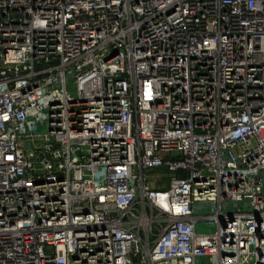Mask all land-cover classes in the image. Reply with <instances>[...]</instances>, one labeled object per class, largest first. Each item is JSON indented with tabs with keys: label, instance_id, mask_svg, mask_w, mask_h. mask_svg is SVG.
I'll return each instance as SVG.
<instances>
[{
	"label": "built area",
	"instance_id": "built-area-1",
	"mask_svg": "<svg viewBox=\"0 0 264 264\" xmlns=\"http://www.w3.org/2000/svg\"><path fill=\"white\" fill-rule=\"evenodd\" d=\"M0 264H264V0H0Z\"/></svg>",
	"mask_w": 264,
	"mask_h": 264
},
{
	"label": "rangeland",
	"instance_id": "rangeland-1",
	"mask_svg": "<svg viewBox=\"0 0 264 264\" xmlns=\"http://www.w3.org/2000/svg\"><path fill=\"white\" fill-rule=\"evenodd\" d=\"M200 229L203 230V231H211V230H213V227L212 226H207V225H202L200 227Z\"/></svg>",
	"mask_w": 264,
	"mask_h": 264
}]
</instances>
